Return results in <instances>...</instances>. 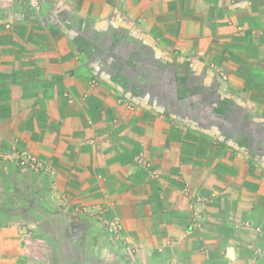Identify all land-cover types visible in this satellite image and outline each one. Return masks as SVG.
<instances>
[{
    "label": "crops",
    "instance_id": "obj_1",
    "mask_svg": "<svg viewBox=\"0 0 264 264\" xmlns=\"http://www.w3.org/2000/svg\"><path fill=\"white\" fill-rule=\"evenodd\" d=\"M44 1L0 0V264H264V0ZM150 53L199 108L135 82Z\"/></svg>",
    "mask_w": 264,
    "mask_h": 264
},
{
    "label": "rangeland",
    "instance_id": "obj_2",
    "mask_svg": "<svg viewBox=\"0 0 264 264\" xmlns=\"http://www.w3.org/2000/svg\"><path fill=\"white\" fill-rule=\"evenodd\" d=\"M24 1L27 7H29V9H31L36 13H40L44 9L43 6V3L45 2L44 0H34L35 2H37L36 5H34L33 0H24ZM104 43H105L104 45L108 47L105 41ZM134 43L135 42L133 43L129 42L130 45ZM130 45H127V42L124 41L118 48L119 52L127 53ZM140 58L142 59L140 62L143 71L139 72L138 75L136 76L135 78L136 83H139L143 85V87L150 89L151 87L152 88L155 87L156 91H159L161 92V94H163L162 97H166V96L168 97L170 107L174 108L175 105L176 108L180 110V112H184V110L186 112L190 107L195 108L196 105L197 108H199L197 104L199 99L198 98L199 88H194V86H196L197 80L195 79L194 76L191 75L192 73L187 74L186 71H184L183 69L178 71L176 70V72L171 71V72L159 73V71H156L155 69L154 60L152 59L154 57H152L151 53L146 54L145 56L141 55ZM218 73L220 74V76H222V78L225 79V81L228 82L230 81V76H227V74L224 71L220 70L219 68H218ZM161 84H164L163 87L161 86ZM216 90L217 89L212 90L211 94L208 95V99L210 98L208 102L212 100V102L210 103H212V105H215L214 111L212 109V111L210 112L212 113L210 116V120H212L213 123L217 127H219L222 123V114L223 112H225L224 109L225 108L229 109L230 106L228 105V100L226 98H221L216 95L215 92ZM186 96H191L196 103L194 102L188 103L185 100ZM178 97L180 98L181 109H179L178 104L174 103L176 101V98ZM163 99L164 98H162V100ZM247 120L250 126L254 124L251 119H247ZM204 124H208V123L206 122Z\"/></svg>",
    "mask_w": 264,
    "mask_h": 264
},
{
    "label": "built area",
    "instance_id": "obj_3",
    "mask_svg": "<svg viewBox=\"0 0 264 264\" xmlns=\"http://www.w3.org/2000/svg\"><path fill=\"white\" fill-rule=\"evenodd\" d=\"M33 2L34 5L37 4V2H35L34 0ZM15 155L18 164L22 168H25L34 173L50 172V167L41 158L27 150H20L16 148ZM134 161L138 165L143 166L145 169H147L150 176H156V171L153 168L152 163L142 153L137 154L134 158ZM76 211L78 213L87 214L92 218L98 220L99 222L104 224L109 233L116 237L121 236L123 233V226L120 219L117 216L108 217L103 206L97 205L91 208L81 206L77 207Z\"/></svg>",
    "mask_w": 264,
    "mask_h": 264
}]
</instances>
